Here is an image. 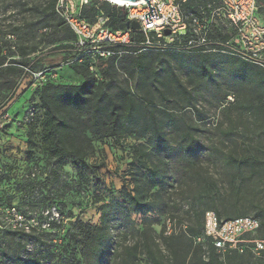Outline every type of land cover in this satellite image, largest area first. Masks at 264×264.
Listing matches in <instances>:
<instances>
[{
    "label": "rangeland",
    "instance_id": "rangeland-1",
    "mask_svg": "<svg viewBox=\"0 0 264 264\" xmlns=\"http://www.w3.org/2000/svg\"><path fill=\"white\" fill-rule=\"evenodd\" d=\"M56 3L0 0V208L15 205L40 229L30 235L5 231L0 214V264H150L141 242H148L145 229L155 232L163 264L208 262L196 241L205 208L217 209L222 219L264 211L260 77L233 57L210 54L203 69L198 54L157 53L153 46L66 66L64 58L73 51L71 43L55 42L62 20ZM23 59L32 73L12 65ZM75 68L94 78L91 95L104 105L100 129L86 111H67L89 167L60 159L39 101L47 83L82 84ZM109 98L119 104L126 128L105 138ZM154 121L161 138L153 133ZM140 157L147 168L137 162ZM125 187L145 195L147 213H136L124 201ZM103 209L109 212L108 239L97 241L107 244L98 255L83 247L74 224L102 229ZM167 216L181 223L182 241L165 246L161 231ZM230 256L231 264H264V250Z\"/></svg>",
    "mask_w": 264,
    "mask_h": 264
},
{
    "label": "built area",
    "instance_id": "built-area-1",
    "mask_svg": "<svg viewBox=\"0 0 264 264\" xmlns=\"http://www.w3.org/2000/svg\"><path fill=\"white\" fill-rule=\"evenodd\" d=\"M90 1L57 0L55 6L56 13L77 37L74 51L87 49L86 54L107 59L123 53H115L111 48L135 47L134 31L113 28L111 19L103 11H98L93 22L81 16ZM149 2L157 14L150 22L145 19L151 11L145 0L126 5L109 2L126 13V23H139L145 36V47L181 53H221L264 69V21L258 14V0H206L190 9L188 6L193 5V0ZM165 31L170 35L167 36ZM219 35L227 39H221ZM11 212L13 228L17 229L22 218L14 209ZM171 225L168 221L167 234L172 231ZM260 229L261 223L255 218L221 221L214 212L205 214V235L219 253L234 250L242 253L248 245H253L252 251L260 252L264 249V241L254 239Z\"/></svg>",
    "mask_w": 264,
    "mask_h": 264
},
{
    "label": "trees",
    "instance_id": "trees-1",
    "mask_svg": "<svg viewBox=\"0 0 264 264\" xmlns=\"http://www.w3.org/2000/svg\"><path fill=\"white\" fill-rule=\"evenodd\" d=\"M55 1L56 0H54V2ZM258 6H259L258 14L261 17V19L264 21V17L261 15L260 12L263 6L262 0H258ZM51 7H54V4ZM188 7L190 9L195 6L192 5L191 3V5H189ZM98 11H103L111 19L113 28L122 29V30H125L127 28L126 18H125L126 13L122 9L110 4L106 0H91L89 5L83 8L81 16L89 20L90 22H93L94 17L98 13ZM48 28L49 27H46V29ZM55 28H56L55 42L71 43L70 48L73 51V54L70 55L69 57L64 58V60L66 61L65 63L66 66L74 65L75 63L82 62L83 60L86 59L87 60L103 59V58L95 57L92 54H86L87 49L82 51H78L75 49L74 51L73 44L77 42V37L67 26L64 20H61ZM61 32H64V36L60 35ZM132 36L135 42V47L129 49L111 48V50L115 53H118L120 51H123V53L114 54L113 56L107 59L121 57L122 55L131 52H135L137 54L145 52L147 47L143 45L145 43L144 34L142 32H133ZM219 38L224 40L227 39V37L221 35H219ZM155 51L157 53H170V54H185V55L198 54L201 59L200 64L202 65L203 69H205V64L210 54H221V53H206V52L181 53V52L161 51L158 50L157 48H155ZM10 55H12L11 52H9V56ZM22 56H27L25 51L22 52ZM238 61L241 63L242 69L255 70L257 72V75L260 77V80L264 84L263 68L247 64L240 60ZM12 65L22 70H25L26 72L32 73L29 68L30 63L27 59H23L21 62L13 61ZM89 69L92 72L94 71L93 63H91ZM74 72L83 78L84 82L82 84L56 85L54 83H47L44 86H41L39 92V101L41 108L46 112L47 118L51 121V126H52L51 143L54 145L56 149H58L60 159L63 161L66 158H70L72 164L75 166L79 164H83L86 167H89L88 163L86 164L85 161V154L81 152L80 145L76 144L78 135L72 133L74 132L75 125L73 123V120L69 117L70 115L67 111L70 108H73L76 112L86 111L87 114H90L92 118V122H94L96 128L100 129L101 121L99 119V116L103 113L104 105H102V101H101L102 99L99 98L94 99L95 96L91 95L92 88H94V78L89 75V72L87 70L81 71L78 68H75ZM107 102L108 105L106 107L108 109V116L106 117L107 123H103V125H105L106 128L105 131L106 134H104V137L111 138L120 134L122 131L125 130L126 127L124 125L122 115L120 114L119 111L120 109L119 104L116 103V101L112 98L107 99ZM130 102H131V106L133 107L135 102L134 101H130ZM142 102L144 104L150 105V102L147 101L146 99H142ZM152 128L155 137L161 138L162 134L159 124L154 121ZM146 156L148 157L149 154H147ZM137 162L143 165L144 168H147L146 166L147 160H143L142 157H140L137 159ZM151 174L155 176V172L151 171ZM136 192L137 190L133 191L130 190V188L125 187V189H122L121 195L124 198V201L127 202L136 213L139 214L147 213L148 209L145 208L146 205L144 201L145 195L140 192L139 193ZM12 209H14L17 212V214H19L22 218L21 224L20 225L18 224L17 229H14L12 225L13 224L12 223L13 214L11 212ZM207 212H214L221 221L251 217V216L237 214L233 216H227L226 219H222L221 213L217 209L214 208L212 210L211 209L209 210V207L205 208L201 216H198V218L200 217L198 225L201 227V235L196 238V241L199 243V251H201L204 248L206 249V252H208L209 255L208 262H205L204 264H231V262L234 261V258H232L230 255L234 254L235 256H237L238 254L244 253L246 249L253 248V245H248L247 247H245V250L242 253L235 250L228 251L225 253H219V251L213 245L212 240L208 236H206L204 232V220H205V214ZM0 214L5 219L3 222V227H1L5 231L15 232L24 235H30L32 233H36L40 231V229L37 227V224L35 225V220L27 219L26 216L19 210V208H17L13 204H7L2 206L0 208ZM108 218H109V212L107 211V209H103L102 229H97L95 227H92L90 225H85L78 221L74 224L78 227L77 229H79L77 234L78 237L80 238V242H82V245L85 249H91L93 250V252L97 253L98 255L105 252V248L107 247V244L102 245L96 243L99 240L108 239L104 231V228L106 227L105 224L107 223ZM251 218L258 219L261 223V229L256 235V237H254V239L264 241V236L262 235V233H264V211L258 212L256 214V217H251ZM168 221H170V224L172 223L171 225L172 231L170 234H167ZM179 225L181 226V223L174 217L167 216L164 218L161 236L162 238H164L165 246L172 243L176 244L177 242L182 241V238L178 236L179 235L178 233L181 232V230L177 231V226ZM189 232L191 233L192 238H194L197 234L194 229H190ZM143 234L148 241L146 244V241L141 240L142 243H145L148 261L150 262V264H163L162 260L157 255L159 252L161 253L162 249L161 246L158 245L156 241L155 232L153 231V229H145L143 230ZM246 238L247 240L253 239L251 237H246ZM263 250H261L260 252H262Z\"/></svg>",
    "mask_w": 264,
    "mask_h": 264
},
{
    "label": "water",
    "instance_id": "water-1",
    "mask_svg": "<svg viewBox=\"0 0 264 264\" xmlns=\"http://www.w3.org/2000/svg\"><path fill=\"white\" fill-rule=\"evenodd\" d=\"M117 1L125 2V3H135V2H138L141 0H117ZM145 1H147L149 9L151 10L148 14L145 15V19H146V22H150L151 18L157 16V14H156L155 8L150 7L151 4H150L149 0H145ZM126 27L128 29L133 30L134 32H141V26L139 25L138 22H128V23H126ZM165 34L167 36H169L170 32L165 31Z\"/></svg>",
    "mask_w": 264,
    "mask_h": 264
},
{
    "label": "bare ground",
    "instance_id": "bare-ground-1",
    "mask_svg": "<svg viewBox=\"0 0 264 264\" xmlns=\"http://www.w3.org/2000/svg\"><path fill=\"white\" fill-rule=\"evenodd\" d=\"M111 3H114L116 5H126L127 3L125 2H121V1H117V0H108Z\"/></svg>",
    "mask_w": 264,
    "mask_h": 264
}]
</instances>
